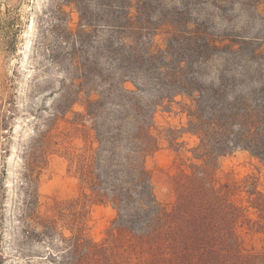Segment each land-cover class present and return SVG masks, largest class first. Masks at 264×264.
<instances>
[{
  "label": "trees",
  "instance_id": "16d2710c",
  "mask_svg": "<svg viewBox=\"0 0 264 264\" xmlns=\"http://www.w3.org/2000/svg\"><path fill=\"white\" fill-rule=\"evenodd\" d=\"M76 5L74 35L84 55L68 104L84 95L85 112L77 115L86 137L76 174L116 215L97 241L85 233L81 199L42 211L39 181L51 148L43 136L25 163V195L15 209L0 179V264L10 257L17 261L9 264H264V195L250 178L219 176V158L236 150L264 161L262 45L217 34L208 18L192 20L185 1ZM159 32L167 36L162 45ZM178 96L187 125L165 135L175 146L185 132L198 142L187 169L173 178L177 197L169 206L158 199L146 161L160 147L154 113ZM249 233L262 234L260 247L247 244Z\"/></svg>",
  "mask_w": 264,
  "mask_h": 264
},
{
  "label": "rangeland",
  "instance_id": "374dc122",
  "mask_svg": "<svg viewBox=\"0 0 264 264\" xmlns=\"http://www.w3.org/2000/svg\"><path fill=\"white\" fill-rule=\"evenodd\" d=\"M182 1L192 6V20L208 18L215 33L246 38L251 46L259 44L264 49V0H165L179 6ZM79 21L76 0H0V179L8 184L9 202L15 209L25 195V163L48 135L51 148L39 181L42 211L52 213L55 201L81 199L87 211L85 233L100 241L116 210L83 189L76 174L75 156L86 144L84 125L77 115L85 112V97L80 94L71 107L68 98L77 88L73 78L80 75L84 55L79 36L74 35ZM166 37L159 32L155 40L162 45ZM128 87L135 88L130 83ZM179 101L181 96L157 107L154 133L160 136V147L146 161L158 199L169 206L177 197L173 178L187 169L190 150L198 142L196 135L185 132L175 146L165 135L168 128L187 125ZM219 163L222 179L250 178L264 195L263 160L239 149L221 156ZM246 241L260 247L262 234L249 233ZM13 261L16 257L6 263Z\"/></svg>",
  "mask_w": 264,
  "mask_h": 264
}]
</instances>
